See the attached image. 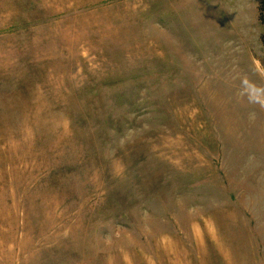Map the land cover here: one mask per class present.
<instances>
[{
	"label": "rangeland",
	"instance_id": "obj_1",
	"mask_svg": "<svg viewBox=\"0 0 264 264\" xmlns=\"http://www.w3.org/2000/svg\"><path fill=\"white\" fill-rule=\"evenodd\" d=\"M259 0H0V264H264Z\"/></svg>",
	"mask_w": 264,
	"mask_h": 264
},
{
	"label": "trees",
	"instance_id": "obj_2",
	"mask_svg": "<svg viewBox=\"0 0 264 264\" xmlns=\"http://www.w3.org/2000/svg\"><path fill=\"white\" fill-rule=\"evenodd\" d=\"M258 19L264 29V0H259V3H258ZM260 40H261V44H262L263 52H264V30L260 36Z\"/></svg>",
	"mask_w": 264,
	"mask_h": 264
}]
</instances>
